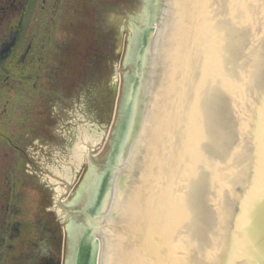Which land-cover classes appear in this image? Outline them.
<instances>
[{
    "label": "water",
    "instance_id": "water-1",
    "mask_svg": "<svg viewBox=\"0 0 264 264\" xmlns=\"http://www.w3.org/2000/svg\"><path fill=\"white\" fill-rule=\"evenodd\" d=\"M86 264H264V0H155Z\"/></svg>",
    "mask_w": 264,
    "mask_h": 264
},
{
    "label": "rangeland",
    "instance_id": "rangeland-1",
    "mask_svg": "<svg viewBox=\"0 0 264 264\" xmlns=\"http://www.w3.org/2000/svg\"><path fill=\"white\" fill-rule=\"evenodd\" d=\"M145 7V0H131L125 8L108 13L104 27L109 34L104 36L108 45L101 55L109 60V68L93 70L71 106L54 104L52 119L18 111L8 89L0 88V211L6 206L9 180L22 178V195L28 187L49 189L50 210L65 231L62 264L76 259L82 237L93 229L88 221L95 213L91 209L95 185L115 166L123 100L136 81V63L133 58L126 59L128 54L133 57L143 37L137 27ZM37 16L38 12V21ZM31 27L26 28L29 36ZM22 51L16 54V61ZM20 75L13 72L5 78L1 74L0 81H33L36 74ZM86 135L90 137L88 142ZM77 144L84 147L80 157L75 154ZM71 227L77 233L74 246Z\"/></svg>",
    "mask_w": 264,
    "mask_h": 264
},
{
    "label": "flooded vegetation",
    "instance_id": "flooded-vegetation-1",
    "mask_svg": "<svg viewBox=\"0 0 264 264\" xmlns=\"http://www.w3.org/2000/svg\"><path fill=\"white\" fill-rule=\"evenodd\" d=\"M66 1L0 0V75L36 74L33 81H0V88L8 89L18 111L46 120L54 104L71 106L93 70L109 68L101 55L108 45L106 19L131 0ZM21 180L8 181L0 211V264H62L65 231L50 210L49 189L28 187L22 195Z\"/></svg>",
    "mask_w": 264,
    "mask_h": 264
},
{
    "label": "bare ground",
    "instance_id": "bare-ground-1",
    "mask_svg": "<svg viewBox=\"0 0 264 264\" xmlns=\"http://www.w3.org/2000/svg\"><path fill=\"white\" fill-rule=\"evenodd\" d=\"M146 1V7L143 9V12L141 13L140 17L138 18L139 26L137 27L139 31H141V36L140 42L137 43L136 50L134 54L131 57V54L127 55V61H130V59L133 58V60L136 63V72L135 76L137 79V76H143L144 72V67H145V62H146V57H147V52H148V46H149V41H150V36H151V31H152V26H153V17H154V7H155V0H145ZM143 27V29H142ZM135 46V43H134ZM135 83L129 88L128 90V95L127 98L125 96V99L123 100V110H122V129L120 130L117 145H116V155L114 161L115 166L110 169V171L107 174H104V176L100 177L95 185V191H94V200H93V206H91V209L95 211V213L98 212L101 200L103 198L106 186L108 184L110 175L112 172L119 170V165H120V160H121V155H122V150H123V145H124V140H125V134H126V129H127V124H128V119H129V114H130V109H131V104H132V99H133V94H134V89H135ZM85 141L88 142L90 141V137L88 135L85 136ZM83 147V146H82ZM80 147L79 144L76 146V151L75 154L76 156L79 155L82 156L84 153L83 148ZM79 159V158H77ZM100 181V182H99ZM90 223L91 228L93 227L91 220L89 219L88 221ZM90 228V229H91ZM72 239L73 246L75 245V242L77 241V237L75 236L76 229H73L71 227L69 231ZM91 235H92V229L88 230L86 234L82 237L81 240V245L80 249L78 251V255L75 260H71L70 264H86L87 263V257H88V251H89V246H90V240H91Z\"/></svg>",
    "mask_w": 264,
    "mask_h": 264
}]
</instances>
